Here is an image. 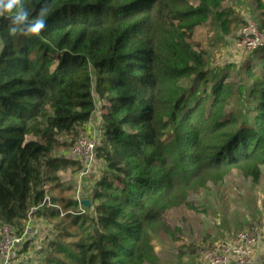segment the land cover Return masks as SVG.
I'll use <instances>...</instances> for the list:
<instances>
[{"label":"trees","instance_id":"trees-1","mask_svg":"<svg viewBox=\"0 0 264 264\" xmlns=\"http://www.w3.org/2000/svg\"><path fill=\"white\" fill-rule=\"evenodd\" d=\"M44 2L20 0L30 17ZM46 3L33 35L11 33L0 15V226L56 219L38 261L23 257L29 240L19 264H154L151 233L167 209L234 169L257 180L264 168V45L247 54L235 90L233 63L209 67L193 41L208 22L227 30L225 0ZM250 11L264 30L259 0ZM95 114L105 168L81 203L90 214L61 217L54 203L79 202L52 195L57 173L80 168L61 151Z\"/></svg>","mask_w":264,"mask_h":264},{"label":"rangeland","instance_id":"rangeland-1","mask_svg":"<svg viewBox=\"0 0 264 264\" xmlns=\"http://www.w3.org/2000/svg\"><path fill=\"white\" fill-rule=\"evenodd\" d=\"M252 2L253 0H225V6L233 10V16L226 17L227 30L218 29L208 22L197 28L193 36V41L196 44L210 52L207 60L209 67L219 70L229 63H233L228 79L235 82V90L238 87L237 83L241 81L239 77H235L236 72L248 57L236 50L233 44L238 41L245 25L249 21H254L250 11ZM259 6L264 19V0H259ZM259 31L264 37V30ZM262 45H264V41L260 46ZM107 107L108 104L105 108L107 109ZM95 128L93 131H96ZM95 134L97 133L95 132ZM68 151L69 149H66L61 152L66 156ZM98 159L99 164L93 177L89 179L87 185L81 186L80 194L90 196L95 182L102 176L105 166L101 159ZM77 171L60 170L57 173L60 176V184L52 188V195L75 200L78 190ZM47 188L50 189V186ZM87 200L88 204H83L89 207L90 200ZM47 205L51 206L52 204L47 203ZM53 206L59 209L61 217L66 213H74V211L80 212L81 215L90 214V209L80 205L76 209H72L71 207L65 208L56 202ZM34 220L33 231L37 241L40 238L44 240V234L49 237L53 235L55 231L53 225L56 219H53L52 222L44 219L43 222L36 218ZM263 220L264 168H261L257 180L247 178L239 170L234 169L221 180L208 181L203 190L190 194L187 204L171 207L163 213L160 223L164 227L151 233V244L156 258L154 264H203L199 256L200 251L222 238L230 237L248 228L250 224L256 225ZM44 245H41V248ZM39 246L36 242L30 244L23 252L24 256H21L24 258L29 256L36 263L39 259L37 257ZM258 250L264 252V236L259 247L256 248V251ZM16 264H19V261Z\"/></svg>","mask_w":264,"mask_h":264},{"label":"built area","instance_id":"built-area-1","mask_svg":"<svg viewBox=\"0 0 264 264\" xmlns=\"http://www.w3.org/2000/svg\"><path fill=\"white\" fill-rule=\"evenodd\" d=\"M237 40L233 46L239 52L247 55L263 44L264 37L257 24L254 21H249ZM99 121V115L95 114L87 127L79 133L67 153L68 158L77 161L80 165L76 173L78 183L76 199L80 206L84 200H87L83 194H80V188L88 184L99 164L96 155V131H93ZM80 211L85 212L82 209ZM33 225V221L29 218L21 232H17L9 224L0 226V264H16L19 252L23 249L25 242L29 240H32V243L38 242L34 236ZM263 236L264 220L253 225L249 230L239 231L230 237L214 242L208 248L200 251V260L203 264H258L254 255Z\"/></svg>","mask_w":264,"mask_h":264},{"label":"clouds","instance_id":"clouds-1","mask_svg":"<svg viewBox=\"0 0 264 264\" xmlns=\"http://www.w3.org/2000/svg\"><path fill=\"white\" fill-rule=\"evenodd\" d=\"M48 7L46 0L42 3L38 13L30 17V13L20 0H0V15H10L11 33H21L25 36L33 35L44 29Z\"/></svg>","mask_w":264,"mask_h":264},{"label":"crops","instance_id":"crops-1","mask_svg":"<svg viewBox=\"0 0 264 264\" xmlns=\"http://www.w3.org/2000/svg\"><path fill=\"white\" fill-rule=\"evenodd\" d=\"M259 247V246H258ZM257 247V248H258ZM257 252V253H256ZM255 255H254V257H255V259L257 260V261H259L263 256H264V252L262 253L261 251H255Z\"/></svg>","mask_w":264,"mask_h":264},{"label":"water","instance_id":"water-1","mask_svg":"<svg viewBox=\"0 0 264 264\" xmlns=\"http://www.w3.org/2000/svg\"><path fill=\"white\" fill-rule=\"evenodd\" d=\"M88 202H89L88 200H84L83 201L84 204H88Z\"/></svg>","mask_w":264,"mask_h":264}]
</instances>
